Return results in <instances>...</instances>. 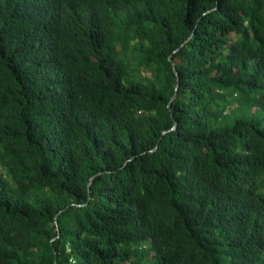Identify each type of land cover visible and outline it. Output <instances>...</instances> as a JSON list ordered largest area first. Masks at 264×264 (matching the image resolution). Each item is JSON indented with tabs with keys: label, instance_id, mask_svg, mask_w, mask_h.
<instances>
[{
	"label": "trees",
	"instance_id": "obj_1",
	"mask_svg": "<svg viewBox=\"0 0 264 264\" xmlns=\"http://www.w3.org/2000/svg\"><path fill=\"white\" fill-rule=\"evenodd\" d=\"M0 264H264V0H0Z\"/></svg>",
	"mask_w": 264,
	"mask_h": 264
},
{
	"label": "water",
	"instance_id": "obj_2",
	"mask_svg": "<svg viewBox=\"0 0 264 264\" xmlns=\"http://www.w3.org/2000/svg\"><path fill=\"white\" fill-rule=\"evenodd\" d=\"M173 71H174V70H173ZM173 125H174V123H172V124L169 126V128L173 127ZM53 222L55 223V220H53ZM55 228H56V230H57V226H56V224H55Z\"/></svg>",
	"mask_w": 264,
	"mask_h": 264
}]
</instances>
